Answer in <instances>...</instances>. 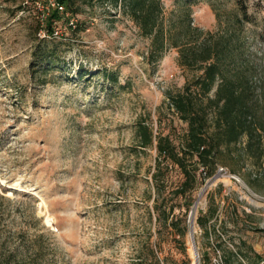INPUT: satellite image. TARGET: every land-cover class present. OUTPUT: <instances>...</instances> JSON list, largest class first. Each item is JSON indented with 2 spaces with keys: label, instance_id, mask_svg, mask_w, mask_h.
Instances as JSON below:
<instances>
[{
  "label": "rangeland",
  "instance_id": "1",
  "mask_svg": "<svg viewBox=\"0 0 264 264\" xmlns=\"http://www.w3.org/2000/svg\"><path fill=\"white\" fill-rule=\"evenodd\" d=\"M50 1L0 0V264H194L195 205L199 264H264V182L255 191L246 181L264 160L224 149L209 177L191 160L195 177L184 192L183 175L167 162L158 193L157 151L138 143L139 121L153 139L182 141L186 123L167 93L199 71L181 66L168 42L155 48L107 1L79 0L75 25L58 20L49 35L42 23ZM161 1L164 28L187 3L192 26L217 33L218 12L235 29L252 101L264 109V0ZM41 40L58 55L46 73L33 64ZM208 211L210 238L196 221Z\"/></svg>",
  "mask_w": 264,
  "mask_h": 264
},
{
  "label": "trees",
  "instance_id": "2",
  "mask_svg": "<svg viewBox=\"0 0 264 264\" xmlns=\"http://www.w3.org/2000/svg\"><path fill=\"white\" fill-rule=\"evenodd\" d=\"M55 1L64 6V11L60 13L51 6L45 8L42 26L49 35L53 34L56 21L68 20L78 12L79 7V0ZM102 1L110 2L115 7L122 6L142 34L151 37L155 48L161 49L168 42L177 47L181 66L199 71V74L185 81L181 90L167 93L169 107L186 123L184 138L178 145L168 135H159L153 139L152 130L142 121L137 123L139 145L154 146L157 151L152 174L156 191L159 193L160 174L167 168V162L176 165L184 177L181 192L190 187V181H194L196 168H190L191 160L206 168V177L215 172L216 156L224 149L228 155H232L235 150L240 157L246 152L252 163L260 165L264 160V109L260 110L252 101L250 73L242 67L244 62L235 29L230 28L227 23L224 25L218 12L217 33L192 26L187 3L182 4L178 17L170 20L164 28L160 20L163 8L161 0ZM238 7L244 15V5L239 3ZM236 19L241 20L238 17ZM33 56V64H37L35 71L43 73L50 70L58 58L56 46L49 45L47 40H41L35 47ZM103 73L112 83H117L115 73L106 69ZM242 140L245 141L241 149H238L237 145ZM261 168L264 169V166ZM262 173L264 171L255 173L251 179L246 180L255 191H260L264 182ZM155 209L159 217L156 204ZM210 215H213V211L201 214L196 219L207 238L216 232L214 227L207 224ZM170 223H173L172 220ZM179 232L181 235L185 233L184 229ZM225 252L228 257L236 256L231 249L227 248ZM256 255L260 257L259 254ZM249 263L259 264L257 261ZM135 264L142 263L137 260Z\"/></svg>",
  "mask_w": 264,
  "mask_h": 264
},
{
  "label": "bare ground",
  "instance_id": "3",
  "mask_svg": "<svg viewBox=\"0 0 264 264\" xmlns=\"http://www.w3.org/2000/svg\"><path fill=\"white\" fill-rule=\"evenodd\" d=\"M13 187L15 188H21L18 183H13ZM196 209V205L193 207V209L191 210L190 212V217H189V236H190V251H191V254L193 256V263L194 264H199V260H200V254H199V250H198V247L196 245V242H195V239H194V230H193V225H194V222H193V216H194V211ZM46 221L47 222H50V218L49 217H46Z\"/></svg>",
  "mask_w": 264,
  "mask_h": 264
},
{
  "label": "built area",
  "instance_id": "4",
  "mask_svg": "<svg viewBox=\"0 0 264 264\" xmlns=\"http://www.w3.org/2000/svg\"><path fill=\"white\" fill-rule=\"evenodd\" d=\"M49 6H51V7H54V8H57L58 10H59V12L60 13H62L63 11H64V6L62 5V4H60V3H58L57 1H55V0H51L50 1V3H49ZM49 6H47V7H49ZM46 7V8H47ZM68 20H69V25H72V26H74L75 24H74V20H73V18H68ZM54 32H56L57 33V30H54ZM53 32V33H54ZM234 177V176H233Z\"/></svg>",
  "mask_w": 264,
  "mask_h": 264
}]
</instances>
